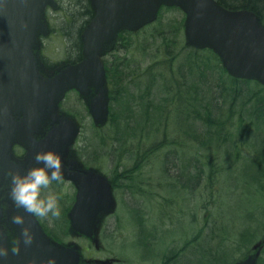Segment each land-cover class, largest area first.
I'll return each instance as SVG.
<instances>
[{
    "label": "rangeland",
    "instance_id": "obj_1",
    "mask_svg": "<svg viewBox=\"0 0 264 264\" xmlns=\"http://www.w3.org/2000/svg\"><path fill=\"white\" fill-rule=\"evenodd\" d=\"M232 1L225 0L235 5ZM77 2L58 0L54 8L47 7L43 19L48 30L38 36L35 47L40 63L44 58L47 64L61 65L71 55L60 27L72 22L69 9ZM184 25L185 16L177 7L163 5L154 20L120 32L101 55L108 71L109 114L115 117L120 105L131 103L132 115L123 107L126 113L119 116L118 129L111 124V115L104 126H93L88 100L74 90L55 104L53 115L68 118L78 128L67 150L71 159L86 164L75 166L103 175L113 202L110 210L97 212L88 236L79 235L71 229L68 216L76 187L64 178L51 186L59 196L61 215L36 220L61 243L77 246L83 264H163L162 255L174 251L177 264H264V106L258 105L262 100L253 93L262 84L252 79L240 94L235 92L239 84L230 82L233 76L223 74L229 92L212 103L221 107L222 117L231 110V120L225 123L232 121L233 126L222 130L230 140L223 145L215 138L207 145L198 144L194 138L205 130L199 119L204 120L205 113L189 103L196 99L202 103L212 92L216 97L221 93L215 72H203L215 59L223 66L211 49L187 44ZM200 74L204 79L198 82ZM203 82L205 91L204 86L196 91L194 86ZM141 94L145 105L153 97L156 105L162 99L176 101L168 103L165 112H150V120L143 118L146 108L136 101ZM173 94L178 95L171 99ZM253 113L259 114L258 121ZM94 127L106 133L105 147L96 145ZM114 130L122 139H114ZM95 150L98 158L88 165L87 155ZM180 167L190 173L183 174L187 185L195 182L190 176L199 170L195 189L171 181ZM130 181L135 185L132 193L126 188ZM189 241L193 245L185 246Z\"/></svg>",
    "mask_w": 264,
    "mask_h": 264
},
{
    "label": "water",
    "instance_id": "obj_2",
    "mask_svg": "<svg viewBox=\"0 0 264 264\" xmlns=\"http://www.w3.org/2000/svg\"><path fill=\"white\" fill-rule=\"evenodd\" d=\"M94 17L81 36L83 58L76 64L57 69L52 77L39 73L38 57L33 48L38 34L46 32L42 16L53 0H0V169L21 173L35 166L37 151L52 150L60 156L74 140L77 128L64 117H55L57 125L40 142L32 138L36 128L50 117L65 92L75 89L88 100L95 125L108 117L105 72L100 56L122 29L134 30L156 18L161 5L177 6L185 15L184 34L188 45L209 48L217 54L228 74L255 79L264 86V29L257 15L249 10H229L215 0H91ZM52 117V116H51ZM15 140L28 148L24 163L10 159V144ZM62 160V158H61ZM63 177L77 189L69 218L73 230L86 233L100 209L112 207L106 178L62 160ZM8 192V188H7ZM7 196V193H6ZM10 211V210H9ZM21 213L30 227L33 240L25 244L21 226L12 216ZM7 229L14 232L17 251L11 244L5 217L0 209V264H42L50 257L55 264H77L78 254L70 249L50 246L35 218L22 209L7 213ZM240 264H250L244 261Z\"/></svg>",
    "mask_w": 264,
    "mask_h": 264
},
{
    "label": "trees",
    "instance_id": "obj_3",
    "mask_svg": "<svg viewBox=\"0 0 264 264\" xmlns=\"http://www.w3.org/2000/svg\"><path fill=\"white\" fill-rule=\"evenodd\" d=\"M234 1H236V2L238 1V2L237 3L235 2V5H228L225 2V0H221V2L219 1V3L221 5H223L224 7H228V8H231V9H247V10L253 11L262 20L263 10H264V0H233L232 2H234ZM69 13H70V17L72 19V22L69 23L66 26L62 25V27H60V28L63 31V35L66 37V40L68 42V51H70L69 53L71 54V57H72L71 61H73V60L79 58V53H76L79 50V46H80V42L78 41V33L81 30V28H82L81 26L83 25V23L87 20L88 17L91 16L92 11L89 8L87 0H78L77 4L74 7H71L69 9ZM204 69H206V70H204V72L203 71H199V73L203 72V74H208L207 71L215 72V75L217 76V81H218L217 84L218 85L222 84V89L219 88V86L217 85V87L221 91V93H219L217 97L215 96L216 92L214 94L212 92V90H209V92H212L213 95H212V97L210 99H208V101H206L204 99V101H202V103H201V100L196 99V100H194V102L189 103L190 106H192L193 108L196 109L195 111H197V112L198 111H203L205 113L204 120L199 118L202 121V123L204 124L205 130L202 131L200 136H195L194 139L197 141L198 144L207 145V144H209V141H211L213 138H215V139L221 141V145H223V143L226 144V142H228L230 140L229 134L228 135H224L222 133V130L224 128H231L233 126L232 121L230 122V124L225 123V122H229L231 120L230 119L231 118V110H229L226 113V116L224 115L222 117V111L221 112L219 111V113H218V110H220L221 107L220 106H216V104H214L212 102L215 101V98L222 97L223 94L229 92L228 90L225 89V84L226 83H225V80L222 77L223 74H225L226 77L228 75L226 74V71L220 66V63L216 59H215V63L212 66H209V68H208V66H204ZM177 72H179V71H177ZM179 73H181V72H179ZM203 74L199 75L198 82H201L204 79V76H202ZM106 77H108L107 67H106ZM180 77H181V79H185L184 75H182ZM232 81H235V82H237L239 84V85H237V87L235 89V92H238L240 94H242L243 89H246L245 87L248 85V83H253V81L250 80V79H238V78L230 77V82H232ZM254 84L260 86L259 84L255 83V82H254ZM201 86H204L203 89H201V90L205 91V86H207V83L203 82V85L201 84L199 86V88H198V86H194L195 90L196 91L200 90ZM115 93L117 94V90H116ZM253 93H255V94L260 96L258 98V101L262 100L258 105L264 106V88H262V86H260ZM176 95H178V94H173L171 99L175 98ZM138 96H139V98L136 99V101H139L140 105H142L144 107V109L146 108V110H144L142 112V116H143V118H148L150 120H151L150 112L152 114L155 113V112H160V113L165 112V110H166L165 106L168 105V103L170 104V103H173V102L176 101V100L167 101L165 99H162L161 102L157 103V105H156V104H153V102L155 101V97H153L150 100V103L145 105L146 104L145 95L141 94V95H138ZM116 100H119V99H116ZM136 101H133V102L130 101V102L134 103ZM178 105H182V104L179 103ZM123 107H124V104L120 105L119 113L116 114V112H115V114L117 116L112 117V114H110L111 115V124L113 125V127L115 126L116 129H118L119 125L121 124V121H119V116H122L123 113L124 114L126 113V112L122 111ZM124 110H127L128 114L132 115L131 103H127L126 107H124ZM253 115H255V113H253ZM258 115L257 116L255 115L254 121H258V117H259ZM150 120H148V121H150ZM240 125H241V129H242L243 128L242 124L240 123ZM126 129H128V128H126ZM114 133L117 134V137L116 136L114 137V139L116 141H118L119 138L122 139L121 137L118 136V131L116 133V130H114ZM112 136H110V137H112ZM187 136H188V134L186 133L184 138H186ZM190 137H191V134H190ZM105 139H106V133H103L102 130H100L98 128H95L94 141L96 142V145L98 147H101L100 145L105 147L106 146ZM113 140L111 142L114 145V141ZM158 147L159 146H156L155 149H157ZM263 151H264V147H263ZM112 152H113V150H112ZM260 152L262 153V146H261V151ZM119 156H120V153H119ZM82 157H83V155H82ZM97 158H98V154H97V151L95 150L92 153H88L86 161H88V164H93V160L97 159ZM257 164H259V161L257 162ZM261 164H262V162H261ZM116 170L117 169L115 168L114 171L116 172ZM185 171H187L189 173L187 167H184V168L180 167L179 175L176 178L172 177L171 181H176V183L178 182V183H180L182 185H187L185 183V181L183 180V174H184ZM199 175H200L199 174V170H197V172L193 176H190L192 179L195 180V182L192 183L191 185H187V186L190 187L191 189H195L196 185L198 184L197 178H198ZM130 182L131 183H128L126 185V188H127V190L129 192L132 193V189H133V187H135V185L132 183V181H130ZM143 196H144V193H143ZM145 196L148 197L147 195H145ZM138 222H139V225H141L142 224V219H139ZM143 241H144V239H143ZM191 245H193L192 241H189V245L185 244V246H187V247H190ZM194 251H198V249L197 250L194 249ZM200 251H201V248H200ZM205 252H207V251H205ZM208 252L211 253L210 250ZM176 256H177V253H175V251L174 252H169V253H164L162 255V258H161L162 259V263L163 264H177L179 262L177 261ZM211 256L213 257L214 255L211 254ZM182 264H188V263L186 261H184V262H182Z\"/></svg>",
    "mask_w": 264,
    "mask_h": 264
},
{
    "label": "clouds",
    "instance_id": "obj_4",
    "mask_svg": "<svg viewBox=\"0 0 264 264\" xmlns=\"http://www.w3.org/2000/svg\"><path fill=\"white\" fill-rule=\"evenodd\" d=\"M35 142H39L38 137L35 138ZM34 160L36 165L23 173L16 170L4 173V178L8 183L7 198L16 208L22 209L23 213L33 218L59 217L61 215L59 196L51 190V186L53 182L59 183L63 180L61 156L52 150L37 151ZM0 190H2V185H0ZM3 207L4 205L0 203V209ZM11 219L14 224L21 226L24 243L30 244L33 240V233L30 227L25 225L24 215L17 213ZM11 251L15 253L16 247H12ZM0 255H6V249L0 247ZM42 264H55V258L50 257Z\"/></svg>",
    "mask_w": 264,
    "mask_h": 264
},
{
    "label": "flooded vegetation",
    "instance_id": "obj_5",
    "mask_svg": "<svg viewBox=\"0 0 264 264\" xmlns=\"http://www.w3.org/2000/svg\"><path fill=\"white\" fill-rule=\"evenodd\" d=\"M219 1L221 2V0H219ZM56 2L58 3V0H56ZM56 2H55V6L57 4ZM60 2H61V0H60ZM87 3L89 5V8L92 11V14L83 23V25L81 26L82 28H81V30L78 33V41L80 42V46H79V50L76 53H79V58L71 61V58H72L71 55H67L66 56V59L63 61L64 63H71V64L78 63L82 59V57H83V55H82V40H81V36H82V33H83L84 29L87 27V25H89L90 21L94 17V10H93V7L91 5V0H90V3L87 0ZM62 39L64 40L65 50L68 52V42L66 40V37L63 35V38ZM107 50H108V48H106V51ZM42 62L44 64V71L55 70L56 67L59 66V65L47 64L44 58L42 59ZM50 73H45L44 72L42 74H43L44 77H46ZM51 116L48 117V118H46V120H43L42 123L40 124V126H38L36 128L35 132L32 135V138L34 139V141H35V138L38 137L39 138V142H40L41 140H43L47 136V134L52 129L55 128V126L57 125V123L54 121L56 119L55 118L56 116H54L53 114ZM27 154H28V148L26 146H24L22 143L17 142L15 140H13L11 142V144H10V156H11L10 159L13 162L24 163L26 161ZM61 158H62V160L65 163L69 164V161L71 160L69 150L68 151H65V153H63L61 155ZM4 173H6V172L5 171H2L0 169V185H2V190H0V197H2V199H0V203H2L4 205L3 209H1L3 213H4L5 209L10 208L11 206L12 207H15L8 200H6V193H7L8 183H7V180L4 178ZM41 229L50 238V241H51L50 242V246H53L54 247L53 242H56L58 244H61L63 246H68L69 248H71L72 245H68V244H65V243H61L58 240V238L54 234H51V232H49L48 229H46L45 227L44 228L41 227ZM7 234L9 235L8 237H10L11 249H12V247H14V245H15L14 244V239H15L16 236L14 235L13 232H11L9 230H7ZM79 264H83L82 256H80ZM85 264H88L87 261H85Z\"/></svg>",
    "mask_w": 264,
    "mask_h": 264
}]
</instances>
